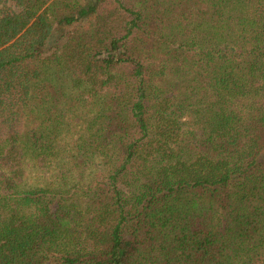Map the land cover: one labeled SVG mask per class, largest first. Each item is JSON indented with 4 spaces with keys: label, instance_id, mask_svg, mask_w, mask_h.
I'll list each match as a JSON object with an SVG mask.
<instances>
[{
    "label": "trees",
    "instance_id": "obj_1",
    "mask_svg": "<svg viewBox=\"0 0 264 264\" xmlns=\"http://www.w3.org/2000/svg\"><path fill=\"white\" fill-rule=\"evenodd\" d=\"M0 264H264V0H0Z\"/></svg>",
    "mask_w": 264,
    "mask_h": 264
}]
</instances>
